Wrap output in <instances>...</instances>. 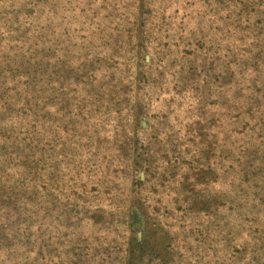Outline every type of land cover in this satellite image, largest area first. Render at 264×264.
Listing matches in <instances>:
<instances>
[{"label":"rangeland","instance_id":"obj_1","mask_svg":"<svg viewBox=\"0 0 264 264\" xmlns=\"http://www.w3.org/2000/svg\"><path fill=\"white\" fill-rule=\"evenodd\" d=\"M0 264H264V0H0Z\"/></svg>","mask_w":264,"mask_h":264}]
</instances>
